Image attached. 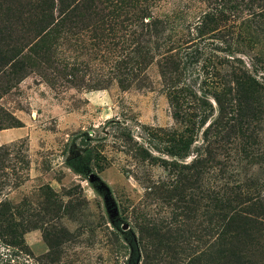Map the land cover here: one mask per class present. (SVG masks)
Returning a JSON list of instances; mask_svg holds the SVG:
<instances>
[{"label": "rangeland", "instance_id": "rangeland-1", "mask_svg": "<svg viewBox=\"0 0 264 264\" xmlns=\"http://www.w3.org/2000/svg\"><path fill=\"white\" fill-rule=\"evenodd\" d=\"M81 6L85 30L61 48L65 57L41 62L29 54L23 79L11 87L0 79V108L21 123L0 130V264H178L200 251L205 226L200 218L186 222L175 208L177 191L168 186L175 170L166 164L184 162L155 137L162 136L157 129L184 130L173 117L169 81L214 107L204 128L198 125L184 159L189 164L204 155V131L218 117L212 83L222 97L235 66L264 85V42L251 45L246 32L260 26L264 0H83ZM205 14L216 21L204 28ZM197 25L205 29L201 37ZM169 39L174 47L194 39L175 53L174 79L162 75L172 66L165 60ZM65 58L77 65L73 78L58 61ZM205 63L221 65L218 79H207ZM191 107L188 99L184 108ZM95 147L109 164L102 172L91 164ZM229 149L223 145L214 161L225 162L218 167L226 182L234 164ZM233 167L242 179L264 177V161ZM156 227L159 240L150 236Z\"/></svg>", "mask_w": 264, "mask_h": 264}, {"label": "trees", "instance_id": "trees-1", "mask_svg": "<svg viewBox=\"0 0 264 264\" xmlns=\"http://www.w3.org/2000/svg\"><path fill=\"white\" fill-rule=\"evenodd\" d=\"M82 1L0 0V79H8L7 87L28 74L30 67L25 61L29 54L41 62H46L49 57H65L61 48L72 35L81 34L85 30L82 23ZM259 17L260 26L256 27L254 24L253 27L246 28L251 45L253 43L258 46L262 40L264 42V14L260 13ZM215 21L214 17L205 14L202 23L205 28ZM204 28L197 25L195 30L198 36L204 34ZM256 29L262 33V37L256 36ZM193 40L174 47L173 39H169L170 48L173 47L167 52L165 60L171 62L172 66L162 72L164 79H174L177 76L178 66L173 62L177 57L175 53L181 47L193 43ZM58 61L63 70L68 71L67 75L73 78L76 63H70L66 58ZM218 66L214 67L209 63L203 65L202 70L208 76L207 79H218L221 75ZM228 78L231 79V87L222 92V97L226 94L229 96L225 99L226 103L220 96L221 92L216 91L219 83H212L211 87L215 89L210 96L217 102L218 117L204 131V155L195 157L189 164L184 159L191 152L198 125L204 128L208 119L213 116L214 107L205 98L192 93L188 97V92L177 85L176 79L169 81L168 99L173 117L176 122L184 125V130L178 132L157 129L156 132H162V136L155 137L160 143L166 144L167 155L184 162L166 164L175 170L176 179L168 185L173 186L172 191H177L176 195H171V199L176 198L178 202L175 208L182 212L181 216L186 222L200 218L205 226L198 238L202 244L200 251L197 250L198 255H187L178 264H264V177L246 175L242 179L240 171L233 167L242 162L250 167L263 164L264 85L244 68L235 66ZM119 85L125 88L132 86L123 81H119ZM204 85L210 87L207 81H204ZM188 99L193 105L189 108L192 110L190 112L184 108ZM18 127H21L20 121L0 108V130ZM227 143H230L229 150L232 151V156L234 154L233 159H236L233 161L228 154L223 155L225 160L231 158L234 162L230 165L233 173L230 174L229 182H226L228 175L225 174V169L219 170L218 167L224 166L225 162H214L221 156L219 149ZM209 162L216 165L209 166ZM91 164L98 172L109 166L107 157L96 147L92 149ZM216 166L219 173L214 170ZM210 172L214 177L208 179L205 175ZM21 226L19 238L24 244L22 239L26 228L23 224ZM152 230L149 235L156 240L161 239L159 229L156 227Z\"/></svg>", "mask_w": 264, "mask_h": 264}]
</instances>
